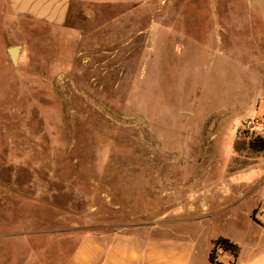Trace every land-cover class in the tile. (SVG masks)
I'll list each match as a JSON object with an SVG mask.
<instances>
[{
    "label": "rangeland",
    "instance_id": "374dc122",
    "mask_svg": "<svg viewBox=\"0 0 264 264\" xmlns=\"http://www.w3.org/2000/svg\"><path fill=\"white\" fill-rule=\"evenodd\" d=\"M9 12L0 264H70L89 239L184 222H222L205 238L229 236L243 260L264 252V199L243 196L264 184V152L241 148L264 137V0H74L61 23Z\"/></svg>",
    "mask_w": 264,
    "mask_h": 264
},
{
    "label": "crops",
    "instance_id": "0c3cea01",
    "mask_svg": "<svg viewBox=\"0 0 264 264\" xmlns=\"http://www.w3.org/2000/svg\"><path fill=\"white\" fill-rule=\"evenodd\" d=\"M74 0H0L1 4H6L9 13L17 15H29L38 19H46L61 23L66 17L70 4ZM91 2H110L113 0H85ZM133 1V0H132ZM260 180L250 183L245 196H250L251 201L264 199V184ZM209 210L205 205L204 209ZM259 207L256 205L252 209L253 223L264 231V222L258 217ZM184 231L176 235L170 234L167 229L153 228V233H158L155 237L138 232L115 233L109 246L101 248L96 241L89 239L87 244L74 253L70 264H197L200 258L202 240L208 237L206 230L216 227L222 222H184ZM155 231V232H154ZM225 238L238 246L237 258L231 252L222 250L216 253L218 264H264V252L254 246L250 254L244 259L240 246L229 236L215 233L214 236L205 238L209 242L207 249L208 262L213 244L218 238Z\"/></svg>",
    "mask_w": 264,
    "mask_h": 264
},
{
    "label": "trees",
    "instance_id": "16d2710c",
    "mask_svg": "<svg viewBox=\"0 0 264 264\" xmlns=\"http://www.w3.org/2000/svg\"><path fill=\"white\" fill-rule=\"evenodd\" d=\"M249 148L251 151L259 153L264 152V137L256 135L245 143L241 148ZM240 146L236 147L237 151L241 150ZM222 250L224 252H231L235 258H237L239 248L237 245L231 243L229 240L225 238H218L213 244V250L210 253L209 261L212 264H218L216 259V253Z\"/></svg>",
    "mask_w": 264,
    "mask_h": 264
},
{
    "label": "water",
    "instance_id": "95a60500",
    "mask_svg": "<svg viewBox=\"0 0 264 264\" xmlns=\"http://www.w3.org/2000/svg\"><path fill=\"white\" fill-rule=\"evenodd\" d=\"M20 52H21L20 46H14L8 50L10 59L14 65H16L18 63Z\"/></svg>",
    "mask_w": 264,
    "mask_h": 264
},
{
    "label": "built area",
    "instance_id": "2783aa9c",
    "mask_svg": "<svg viewBox=\"0 0 264 264\" xmlns=\"http://www.w3.org/2000/svg\"><path fill=\"white\" fill-rule=\"evenodd\" d=\"M220 251V250H219Z\"/></svg>",
    "mask_w": 264,
    "mask_h": 264
}]
</instances>
